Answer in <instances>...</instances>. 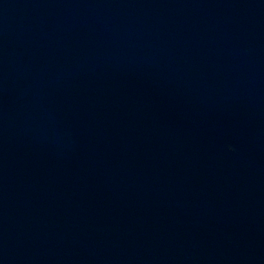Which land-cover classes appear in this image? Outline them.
I'll list each match as a JSON object with an SVG mask.
<instances>
[{
	"label": "water",
	"instance_id": "95a60500",
	"mask_svg": "<svg viewBox=\"0 0 264 264\" xmlns=\"http://www.w3.org/2000/svg\"><path fill=\"white\" fill-rule=\"evenodd\" d=\"M0 264H264V0H0Z\"/></svg>",
	"mask_w": 264,
	"mask_h": 264
}]
</instances>
